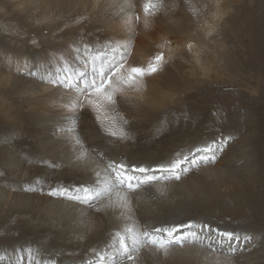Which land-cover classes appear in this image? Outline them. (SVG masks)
<instances>
[{"label":"bare ground","instance_id":"obj_1","mask_svg":"<svg viewBox=\"0 0 264 264\" xmlns=\"http://www.w3.org/2000/svg\"><path fill=\"white\" fill-rule=\"evenodd\" d=\"M6 1L11 14L16 15L14 20L25 21V31L40 34L37 43L43 51L32 66L23 65V56H13L23 55L31 40L3 41L10 46L6 48L8 52L0 47V58L6 55L15 66L16 80L32 83L33 93L23 101L32 113L23 125L29 122L37 135L36 156L29 157L25 151L21 156L16 155L10 146L0 145V257H3L0 264H16L18 256H23L19 264H28L26 251L18 250L29 248L32 264L53 259L58 264H86L96 259L93 249L111 254L115 231L142 230L164 221L208 223L221 230L234 231L241 239L244 235L251 239L233 253L228 250L227 242L222 248L217 245L219 250L213 252L206 241L202 245L189 237L183 246H174L168 255L141 249L144 264H264V220L252 210V202L246 195L251 187L259 191L256 179L260 169L253 155L256 148L245 136L240 152L232 150L236 146L230 143L227 150L218 153L215 164L192 167L179 181L157 173L161 177L159 181L135 193L124 191L118 195L116 190L110 189L95 201V207L48 195L50 189L61 186L71 188L83 184L92 189L102 188L106 177L102 174L98 178L96 173H103L109 159L128 164L131 174V165L155 168L177 153L186 154L197 146L232 137L237 130L234 124L211 120L198 128L202 118L187 131L189 118L179 120L170 113L186 114V89L203 88L211 80L221 83L217 81L218 76L238 69L239 47L236 50L234 45L243 32L244 23L250 25L251 31L252 40L246 45L248 55L257 63L261 62L259 68L264 69V31L251 27L256 21L248 14L252 4L264 8V0H152L156 8L148 16L143 11L146 0ZM57 16L67 17L71 23H57ZM81 36L93 42L94 47L128 44L131 54L128 62L137 66H146L157 52L163 53L165 64L161 70L142 78L138 90L125 87L116 93L119 103L110 108L116 113L117 110L132 112L134 116L142 112L144 125L152 119L158 125L166 115L171 123L178 125L163 133H160V125L154 124L148 131L146 126L141 127L143 133L138 134L135 143L121 136V128L120 132L108 129L111 124L107 125L105 118L95 126L84 114H58L63 106L68 109L66 106L72 104L73 97L62 94L56 99L54 96L56 92L61 93V87L47 83L44 77L52 74V78L65 62L71 67L78 66L71 46ZM259 47L261 50L257 49ZM29 71L37 75L30 76ZM11 77L0 74V84ZM0 86L1 89L3 85ZM1 110L7 122L13 120L8 107ZM16 125L18 128L21 124ZM113 132L115 136L111 135ZM33 139L25 135L17 138L22 145ZM25 187H34L36 191L27 192ZM120 195L127 198L124 207L118 206L122 203ZM196 231L199 233V229Z\"/></svg>","mask_w":264,"mask_h":264},{"label":"snow or ice","instance_id":"obj_2","mask_svg":"<svg viewBox=\"0 0 264 264\" xmlns=\"http://www.w3.org/2000/svg\"><path fill=\"white\" fill-rule=\"evenodd\" d=\"M155 8L156 4L152 0H146L143 5L145 16L151 14ZM136 19L139 20V16ZM79 22L77 21V23ZM145 23L147 24V21ZM129 48L128 44L120 45L118 43L94 47L93 42L87 41L81 36L80 40L78 42L74 41L71 46L78 66L71 67L69 63L65 62L56 69L55 78H50L52 75L50 74L49 77H44V79L55 87H64L69 93L75 91L79 97L83 98V102L78 99L73 103L72 108H83L85 103L97 110L103 106L113 107L119 103V97L116 93L122 91L125 87H136L138 90L142 78L157 73L165 64L161 52H157L152 56L146 66L130 64L128 62ZM28 75L36 76L37 73L29 71ZM111 135L115 136L116 133L113 132ZM124 135V133H121L122 137ZM229 139L231 137H222L218 143L213 142L212 144L197 146L189 149L186 154L177 153L174 158L169 159L166 163L157 164L155 168L152 166L143 167L138 164L131 165V174L129 173L128 164L123 161L109 159L103 173H96L98 178L102 174L106 177L102 188L92 189L83 184L71 188L61 186L50 189L48 195L87 205L90 208L95 207V201L110 189L116 190L118 195L124 191L135 193L138 189L159 181L161 177L157 173L162 174L164 178L179 181L182 176L189 173L192 167H198L201 164H215L218 153L224 151ZM76 143L80 144L78 138ZM24 190L34 192L36 188L25 187ZM119 198L122 203L118 206H126V196L120 195ZM97 210L99 211V209ZM196 229H199V233ZM189 237L202 245L206 241L207 247L213 252L218 251L227 242L228 250L233 253L238 248L242 249L244 244L251 239L248 235H244L241 239V236L234 231L221 230L212 227L208 223L164 221L158 225H147L142 230L134 231L132 228H126L123 231H115L112 234L111 254L93 249V255L96 259L86 262V264H105L106 257L107 264H144L141 259V249L147 248L168 255L174 246H183ZM217 245L219 248L216 247ZM18 251H26L28 264H32L33 257L30 248L19 249ZM2 259L3 257H0V260ZM21 259H23V256H18L16 264H19ZM36 264H58V262L54 259L37 260Z\"/></svg>","mask_w":264,"mask_h":264},{"label":"rangeland","instance_id":"obj_3","mask_svg":"<svg viewBox=\"0 0 264 264\" xmlns=\"http://www.w3.org/2000/svg\"><path fill=\"white\" fill-rule=\"evenodd\" d=\"M0 5H2V6H0V40H1L0 41V47H2V49L5 52H8L6 48H8L10 46L8 44L4 43L3 41L6 42L9 39H17V40L18 39L19 40L28 39V41L31 40V44L26 45V50L22 53L23 55L15 54L13 56L14 57L17 56L20 58H22L21 56H23L24 57V60H22L23 65L31 64L33 66L36 63V61L39 59V56L42 55V51H43L42 48H40L38 43H37V39L40 36V34H38L37 32H34V31L32 32V34H29V32L25 31L27 29L25 26V21L22 22L21 20L20 21L14 20V19H16L15 18L16 15L11 14L9 7H8V2L6 0L5 1L1 0ZM252 5L250 6V10H249L248 14L253 15L256 22L251 27L252 28L255 27L257 30H260V31H264V19L260 18V17H264V8L260 9L261 7H255ZM251 7H253V8H251ZM55 21H59L57 23H61V24L71 23L69 18H67V17L63 18V16H57L55 18ZM244 24H243V32L241 33V35L237 39L236 44L234 45L236 50L239 47L237 50L238 55H239L237 57L238 69H236L234 71V73H232V74H228V75L222 74L221 76H218L219 78H217V81H221V83L220 82L216 83L215 81L211 80L210 84H205L207 87L204 85L203 88H200V89H197V88L186 89V114L179 113V112H171L170 116L171 115L177 116V119L179 117V120H181L182 118H185V117L189 118V120L186 123V130L187 131L190 130L188 127H193V126H195V124L197 125V123H198L197 121L201 120L202 118H204V119H203V121H200V123H199L200 125L198 126V128L203 123L205 125L207 122H210L211 120H217L219 122V124L223 123V122H227L229 124H234L235 128L237 130L232 133V135H231L232 137L228 141V144L234 143V145L236 146V147L232 148V150H235V151L239 150V152H240V150L242 149V147H240V145L243 142V140H242L243 136H245V139L248 140V142L256 148L253 150V152H254L253 155H254L256 162L258 163V168L260 169L259 177H257V179H256L258 181L256 186L258 187L259 191H257V189L255 187H251V188H249V191L246 192V195L250 199V201L252 202V210H255L257 212L256 214H258L257 216L264 220V69L259 68L260 66H262L261 62L257 63L248 55V48H246V45L249 44L252 40L250 37L251 31H250V25L249 24L244 25ZM44 35L48 36L47 34H44ZM263 40H264V36H263ZM33 41H35V43H33ZM3 43H4V45H2ZM262 43L264 45V41ZM257 45H258V43H257ZM257 49L261 50L260 47ZM245 54H246V56H245ZM130 55L131 54L129 52L128 56H130ZM241 57H243V58H241ZM241 59H242V61H241ZM245 59H247L248 62ZM73 62L76 63V61H73ZM14 68H15V66H13L10 63V61L7 59L6 55H4L3 57L0 58V71H1L0 74H1V76H4V74H5V76L12 75V77L9 79V81L4 82L3 84L2 83L0 84V85H3L2 88L0 89V113H1L0 114V145H2L4 147L7 146L6 148H8V146H10L12 148L11 150L14 151L13 153L16 155L20 154V156H21L22 155L21 152L25 151V153L28 154L27 156L32 157V156H36L35 151H36V145H37V142H36L37 135H34L35 134L34 130H33L32 126L30 127L29 122H26L27 125H25V126L23 125V122L26 121L29 114L32 113V110H30L31 108L29 106H27L23 101L26 102L27 98L31 96V94L33 93V86H32V83H29L26 80L25 81L22 80L23 82L21 81V83L18 79L16 80V76L18 74L16 75L14 73V71H13ZM4 71H6V72H4ZM12 78H14L13 80H15L16 82L13 81ZM24 78H26L28 80H33V79L27 78V77H24ZM52 78H55V76H53ZM220 79H222V80H220ZM11 81H13V83ZM21 84H22V86L20 87ZM60 90H61V93L59 92ZM60 90H58L59 93L56 92V94L54 96L56 99L61 98L62 94H65L70 99H72V97H73L72 104L75 103L78 99H80L83 102V98L79 97L78 94L76 95L75 91L69 93V91L62 86H61ZM197 92L198 93L200 92L201 94L200 93L198 94ZM25 94H27V95H25ZM71 94L73 96H70ZM72 104L70 103L69 105L66 106V107H68V109L65 108V106H63V110H62V108L60 109L61 111L58 110V114H65V113L70 114L71 112H75L78 115L84 114L87 121L90 124H94V125L96 124V122L101 121L105 118L108 120V121L105 120L106 124L107 125L109 123L111 124V126L109 124L110 128H108V129H117V131H118L121 128L120 131L125 134L123 136L124 139L126 138V139L132 140V141L135 140L134 141L135 143H136V138L138 137V134L140 135V133L141 134L143 133L142 132L143 127L146 126V128H147L146 131H148L151 128H153L154 124L156 125L154 119H152L153 122L151 120H148V123H150V124L147 123L146 125H144V121H142V120H144V119H142V115L144 116V113H142V112L141 113L138 112L137 116H134L135 115L134 113L127 112V111H118L117 110V113L119 112V114H117L114 109H111L110 107H107V106H103V107H101L102 109L100 108L99 110H97L94 107L87 105L86 103L84 105L85 108L84 107L83 108H79V107L72 108V107H70ZM4 106L6 108L8 107V109L10 111V112L8 111V113L10 115H12V117H13L12 118L13 120H11V121H13L12 124H11V121L7 122V120H5L6 114L4 112L2 114L3 110H1V109ZM107 110H109V111H107ZM95 112H96V114H95ZM110 112L113 114H111ZM123 112H126V114ZM121 113H122V115L120 116ZM102 114L104 116H102ZM114 114H115V116H114ZM2 115H4V116H2ZM95 115H96V117H95ZM224 115H227V117ZM241 115H242V117H240ZM118 116H120V117H118ZM15 117H18V118H15ZM116 117L121 118L122 120L121 119H118V120H121L122 122L118 121L116 119ZM217 117L219 120L217 119ZM241 118H243V119H241ZM92 119H94L93 122H92ZM123 119L125 120V122L123 121ZM128 119L129 120L131 119V120L128 121ZM134 119H136V120H134ZM115 120L117 121V124H116ZM239 120H240V122H239ZM244 120L246 121V123ZM112 123H113V125H112ZM16 124H18V126L21 124L18 127L20 129L17 128ZM114 125H115V127H114ZM126 125L128 127H126ZM158 125L161 126V127L159 126L160 130L162 131L160 133H163L165 131L166 132L171 131V128L173 127V125L176 126L178 124L171 123L169 121L167 115H166L164 117V119L158 123ZM158 125H156V126H158ZM112 126L114 128H111ZM123 127H124V129H123ZM138 127H139V129H138ZM179 127H177V128H179ZM140 128H141V130H140ZM126 129H127V131H126ZM120 131H118V132H120ZM121 132H120V134H121ZM135 132H137V133H135ZM128 134H130V135H128ZM24 135H25V137L28 136L29 139L34 138L35 140L34 139H33V141L28 140V142H26L27 144L22 145L19 143V140H17V138L20 139V137H23ZM127 135H128V137H127ZM131 136H133V137H131ZM30 143H33L35 145L33 146V144H30ZM228 144H227V146H228ZM227 146L225 147L224 151L227 150ZM34 149H35V151H34ZM229 150H231V149H229ZM220 154H222V153H219V155ZM1 164L3 165L4 163H1ZM43 239L46 241L47 238L44 237ZM64 253H68V252H64Z\"/></svg>","mask_w":264,"mask_h":264}]
</instances>
